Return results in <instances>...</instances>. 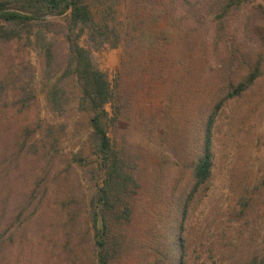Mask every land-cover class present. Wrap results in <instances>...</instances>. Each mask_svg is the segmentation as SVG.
Masks as SVG:
<instances>
[{"label": "rangeland", "instance_id": "rangeland-1", "mask_svg": "<svg viewBox=\"0 0 264 264\" xmlns=\"http://www.w3.org/2000/svg\"><path fill=\"white\" fill-rule=\"evenodd\" d=\"M114 2L121 44L92 51L120 95L107 131L133 178L114 218V264H177L176 255L181 264H264V0ZM105 6L91 0L98 19ZM47 17L0 20L19 33L0 34V264H96L90 213L102 171L91 114L79 107L66 16ZM254 62L260 76L216 115L213 172L193 193L177 149L190 138L195 147L198 93Z\"/></svg>", "mask_w": 264, "mask_h": 264}, {"label": "trees", "instance_id": "trees-1", "mask_svg": "<svg viewBox=\"0 0 264 264\" xmlns=\"http://www.w3.org/2000/svg\"><path fill=\"white\" fill-rule=\"evenodd\" d=\"M13 1L18 6L14 9L4 11L0 6V20L12 26L21 23L29 24V26L35 22L49 23L50 19L47 16H66L65 38L68 43L71 71L80 90L79 107L91 114L93 149L96 154V162L102 171V183L99 184L90 213L93 251L96 264H114V255L118 247V242L114 239V218L119 219L116 212L117 205L121 201L120 194L127 186L128 179L132 180L133 178L126 170L124 158L112 146L107 131L109 122L117 120L120 115V95L117 87L110 82L106 73L94 64L92 51L107 45L113 47L120 45L125 24L117 16L118 10L114 9V0L109 5L106 0H96L103 6L106 4L104 11L107 12H103L100 19L92 11L91 0ZM127 18V25L136 24V19L133 16ZM160 19L154 18L157 22ZM0 34H7L9 39L19 36L16 27L9 30L2 27ZM112 35L115 38L114 41L110 37ZM83 37H86L85 43H81ZM51 43L48 42L45 45L48 55L51 53ZM242 62L243 60L240 61V63ZM245 66V74L234 76L230 71L209 93L202 96L198 93V127L193 143L195 147L191 150L192 138H190L191 140L183 146H178L177 149L178 155L184 158L183 166L189 172L190 182L193 184L191 192L193 193L210 179L213 172V128L216 115L225 100L239 96L261 74L259 63L254 62L245 64ZM108 104L112 105V115L107 109ZM191 195L189 192L188 196ZM186 201L178 203L175 209V214L178 215L175 218L173 215V219L176 221L179 216L184 214L187 206ZM123 211L129 216L131 212L129 205H126ZM166 254L164 258H166ZM171 254L175 256L172 251ZM176 258L177 264H181L182 255H176ZM164 260L154 259L152 264H160Z\"/></svg>", "mask_w": 264, "mask_h": 264}]
</instances>
